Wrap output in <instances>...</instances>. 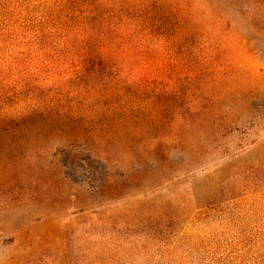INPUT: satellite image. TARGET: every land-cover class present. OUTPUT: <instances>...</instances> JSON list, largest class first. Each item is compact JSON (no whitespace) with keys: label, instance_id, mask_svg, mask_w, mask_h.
<instances>
[{"label":"trees","instance_id":"1","mask_svg":"<svg viewBox=\"0 0 264 264\" xmlns=\"http://www.w3.org/2000/svg\"><path fill=\"white\" fill-rule=\"evenodd\" d=\"M36 4L29 36L0 40V130H19L26 148L54 147L53 158L72 152L61 169L83 170L106 204L123 199L129 182L141 186V200L158 186L177 187L173 151L178 163H203L216 98L238 89L232 72L245 50L264 54V0ZM127 164L133 170L114 171ZM198 191L192 187L194 200L204 203Z\"/></svg>","mask_w":264,"mask_h":264},{"label":"rangeland","instance_id":"2","mask_svg":"<svg viewBox=\"0 0 264 264\" xmlns=\"http://www.w3.org/2000/svg\"><path fill=\"white\" fill-rule=\"evenodd\" d=\"M2 1L0 40L29 36L36 0ZM232 73L241 81L233 97L215 100L205 161L178 163L173 151L177 187L158 186L148 200L129 182L123 199L106 204L83 170L61 169L72 152L53 158L54 147L26 148L19 130H0V264H264V54L245 50ZM234 109L242 120L232 119Z\"/></svg>","mask_w":264,"mask_h":264}]
</instances>
